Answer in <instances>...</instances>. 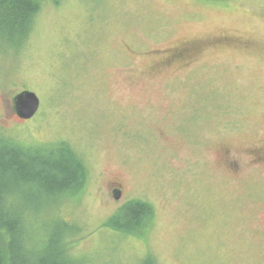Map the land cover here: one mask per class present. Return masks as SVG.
Masks as SVG:
<instances>
[{
	"label": "rangeland",
	"instance_id": "obj_1",
	"mask_svg": "<svg viewBox=\"0 0 264 264\" xmlns=\"http://www.w3.org/2000/svg\"><path fill=\"white\" fill-rule=\"evenodd\" d=\"M21 41L0 45V132L88 174L20 196L32 250L62 235L78 263L264 264V0L47 1ZM133 202L152 208L137 227Z\"/></svg>",
	"mask_w": 264,
	"mask_h": 264
},
{
	"label": "trees",
	"instance_id": "obj_2",
	"mask_svg": "<svg viewBox=\"0 0 264 264\" xmlns=\"http://www.w3.org/2000/svg\"><path fill=\"white\" fill-rule=\"evenodd\" d=\"M47 1L58 0H0V45L21 44ZM5 135L0 132V264H85L66 256L62 235L50 238L42 253L32 250L26 244L30 212L27 204H20V196L27 200L34 188L52 198L78 192L88 175L85 166L67 148L33 151ZM124 210L127 225L137 227L143 218L152 217L151 206L141 202L130 203Z\"/></svg>",
	"mask_w": 264,
	"mask_h": 264
},
{
	"label": "water",
	"instance_id": "obj_3",
	"mask_svg": "<svg viewBox=\"0 0 264 264\" xmlns=\"http://www.w3.org/2000/svg\"><path fill=\"white\" fill-rule=\"evenodd\" d=\"M12 105L15 114L20 119L30 120L38 113L41 103L36 93L23 91L13 98ZM115 198L119 199V195Z\"/></svg>",
	"mask_w": 264,
	"mask_h": 264
},
{
	"label": "flooded vegetation",
	"instance_id": "obj_4",
	"mask_svg": "<svg viewBox=\"0 0 264 264\" xmlns=\"http://www.w3.org/2000/svg\"><path fill=\"white\" fill-rule=\"evenodd\" d=\"M263 156H264V154H263ZM261 159H263V158H261ZM111 190L117 191L119 193V195L121 196V194H122V185L119 184V183H112V189Z\"/></svg>",
	"mask_w": 264,
	"mask_h": 264
}]
</instances>
